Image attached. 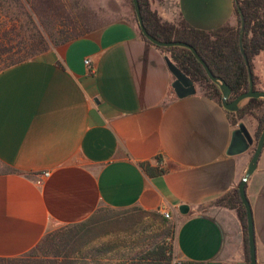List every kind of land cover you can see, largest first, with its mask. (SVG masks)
I'll return each mask as SVG.
<instances>
[{"label":"crops","instance_id":"0c3cea01","mask_svg":"<svg viewBox=\"0 0 264 264\" xmlns=\"http://www.w3.org/2000/svg\"><path fill=\"white\" fill-rule=\"evenodd\" d=\"M151 8L163 21L204 30L238 22L236 0ZM166 56L139 24L119 20L0 70V257L25 255L49 230L101 206H139L170 212L185 264H251L229 203L254 145L228 154L238 123L198 83L196 94L179 98ZM253 70L264 90V51ZM241 121L255 135L257 120ZM143 163L163 171L150 174ZM246 193L264 264V148Z\"/></svg>","mask_w":264,"mask_h":264},{"label":"rangeland","instance_id":"374dc122","mask_svg":"<svg viewBox=\"0 0 264 264\" xmlns=\"http://www.w3.org/2000/svg\"><path fill=\"white\" fill-rule=\"evenodd\" d=\"M149 1L151 6L164 4V0ZM119 20L139 24L133 0H0V69ZM160 214L101 206L83 224L69 227L73 237L43 242L34 255L3 264H37L67 253L76 264L83 260L89 264H154L147 256L163 245L173 249L171 264H185L176 252V232L166 225L173 223L169 218L163 223ZM67 229L60 225L46 235L65 234Z\"/></svg>","mask_w":264,"mask_h":264},{"label":"trees","instance_id":"16d2710c","mask_svg":"<svg viewBox=\"0 0 264 264\" xmlns=\"http://www.w3.org/2000/svg\"><path fill=\"white\" fill-rule=\"evenodd\" d=\"M236 9L238 14L237 25H231L229 23L225 24L222 27L216 28L214 30H204L193 27L185 20H180L178 23H170L163 21L157 11H153L149 0H139L141 13L143 16L144 24L147 30L157 39L162 41H172L179 40L184 41L196 48L200 56L208 64L212 72L221 78H223L232 88V95L229 98V101L235 99L238 95L249 90L250 79L248 66L245 62L244 56L241 51V19L238 10V6L244 13L246 19V28L243 32L242 45L248 58L250 60V65L253 70V58L264 51V0H236ZM134 5V3H133ZM137 16V15H136ZM138 19V18H137ZM22 37L21 34H18ZM75 36L67 40L69 41L83 36ZM144 35V34H143ZM144 38L150 42L144 35ZM152 43V42H150ZM162 47V46H160ZM163 49L170 52L173 61L178 65V67L186 73L195 83H198L204 94L208 97L216 99L219 103L222 104V91L218 84L213 82L202 63L196 58L191 49L184 46H169L162 47ZM43 50L42 52L46 51ZM31 59V58H28ZM28 59H21L14 61L9 65H6L4 68L12 66L21 61ZM2 68V69H4ZM0 69V70H2ZM253 77L255 81L257 76L254 74ZM261 108V110H260ZM258 110V112H257ZM232 114V121L234 124L241 122L244 117H250L256 119L258 122L256 129V139L258 140L263 129H264V99L263 98H248L243 100L240 103V107L237 111H230ZM256 143L254 144L255 149ZM144 168L150 174L156 173V171L162 172L163 170H157L150 166L149 163H143ZM240 194V192H239ZM230 206L237 208L239 216L242 220V223L246 232V252L247 256L250 259L249 253V236H248V220H247V211L242 203L241 196L239 195L237 201L229 203ZM144 213H153L156 211L145 210L139 206H133ZM161 216L159 212H156ZM163 223H168V219L162 215ZM86 220L78 222L75 224L67 225L68 229L65 234L58 233V235H52L48 233L45 235L44 239L39 242L36 247H34L30 254L36 252L38 248L41 247L43 242L55 240L56 238H70L72 236V231L69 230V227L72 225H81ZM168 229L176 232V226L174 224H166ZM154 249V248H153ZM150 250V251H153ZM169 249V251H168ZM26 253V254H28ZM154 254L147 256V259H154V264L165 263L171 264L173 258V249L172 247L161 246L160 250H155ZM57 257H63L62 260H59ZM17 258H6L0 257V264L3 262H13ZM83 260L82 264H89ZM77 261L73 260V257L67 253L65 256H60L57 254L55 257H51L48 260H41L37 264H76ZM98 264V261H97ZM133 264H153L152 262H137Z\"/></svg>","mask_w":264,"mask_h":264},{"label":"water","instance_id":"95a60500","mask_svg":"<svg viewBox=\"0 0 264 264\" xmlns=\"http://www.w3.org/2000/svg\"><path fill=\"white\" fill-rule=\"evenodd\" d=\"M133 3H134L137 18H138L139 26L141 28L142 33L145 35V37L150 42H152L153 44L157 46H162V47L184 46V47L191 49L194 55L196 56V58L204 66L209 78L213 82L219 85L222 91V94H223L222 104L227 110L237 111L240 107V103L243 100L248 99V98H264V90L255 88V81L253 77V70L250 65V60L242 45L243 32L245 31V28H246V19H245L244 13L242 12L239 6H238V10H239L240 19H241V27H240L241 29V36H240L241 51L244 56L245 62L248 66L250 87L248 91L241 93L235 99H233L232 101H229V98L232 95L231 86L223 78L216 76L212 72V70L210 69L208 64L204 61V59L200 56L196 48L184 41H179V40L162 41L154 37L147 30L144 24L139 0H133ZM236 3L238 5L237 1ZM166 62H167L168 68L170 69L172 74L175 76V80L172 84V87L174 88L176 95L179 98H183V97L196 94L197 92L196 83L186 73H184L169 56H166ZM255 143H256V146L254 149V153L252 155V158L250 159L245 177L242 179L240 186H239L241 200L247 211L249 253H250V263L251 264H257V256H256V241H255V232H254L253 212H252L250 201L247 197L246 184H247L248 178L256 170L260 155L264 148V129L259 139L257 140L256 136L252 134V132L247 127V125L243 121L239 122L237 128H235L232 132V140H231V143L228 149V154L237 155V154H241L243 152L248 151ZM180 209L183 211L184 209H188V206L182 205Z\"/></svg>","mask_w":264,"mask_h":264},{"label":"built area","instance_id":"2783aa9c","mask_svg":"<svg viewBox=\"0 0 264 264\" xmlns=\"http://www.w3.org/2000/svg\"><path fill=\"white\" fill-rule=\"evenodd\" d=\"M85 63L90 65L91 64V60L88 58V59L85 60ZM49 175H50V172H48V171H46L44 173V176H49ZM162 215L164 217H166V218H170L171 217V214H170V212L168 210H163Z\"/></svg>","mask_w":264,"mask_h":264}]
</instances>
